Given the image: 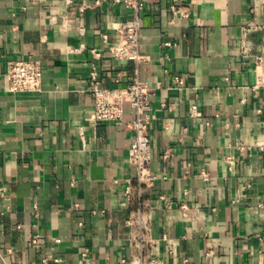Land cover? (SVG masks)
<instances>
[{"label": "crops", "instance_id": "0c3cea01", "mask_svg": "<svg viewBox=\"0 0 264 264\" xmlns=\"http://www.w3.org/2000/svg\"><path fill=\"white\" fill-rule=\"evenodd\" d=\"M193 1L190 17L175 22L170 0L147 4L136 63L110 57L104 41L132 17L119 0H0V264H83L84 253L94 264H134L140 252L127 222L161 196L155 247L143 256L264 264V91L254 89L264 0ZM11 60L43 65L41 92L9 90ZM93 65L104 87L125 86L136 70L157 87L152 193L139 189L129 163L133 109L123 121H92ZM128 180L134 198L123 206Z\"/></svg>", "mask_w": 264, "mask_h": 264}, {"label": "built area", "instance_id": "2783aa9c", "mask_svg": "<svg viewBox=\"0 0 264 264\" xmlns=\"http://www.w3.org/2000/svg\"><path fill=\"white\" fill-rule=\"evenodd\" d=\"M106 0H94V6L100 7ZM125 7L132 12V17L123 22L117 32L115 41L110 42L108 35H104V41L109 45V55L115 60L122 62L140 63L144 60L141 54V31L144 27V17L147 4L151 0H119ZM195 2L193 0H170V13L172 22L178 19L186 20L192 13ZM89 6L83 4L79 7L84 12ZM165 45L171 47L172 41L165 42ZM96 60L105 57L102 49H93ZM254 72L256 82L255 90L264 91V53L258 54L254 58ZM91 94L94 98V110L92 121L97 124H105L123 121L125 118V109L130 106L134 112V118L127 124V128L133 132L131 141V152L129 163L136 171L135 181L140 190L152 193L156 188L158 180L153 171V144L151 137V112L153 109V100L156 95L157 87L151 86L143 81L139 70H136L130 81L125 86L104 87L99 78V72L93 65L91 72ZM5 79L8 88L13 93H39L43 88V65L35 60H11L8 62L5 72ZM121 80H117L120 83ZM178 88L184 87V78L175 77ZM195 109V110H194ZM197 115L196 107H193V116ZM207 179L206 174H201ZM132 180H128V186L125 192V201L123 206H132L134 191ZM7 188L1 187L0 192L4 196ZM158 202L153 203L143 201L139 204L137 210L130 215L127 222L133 229V242L140 252L134 264H162L159 259L153 256L152 252L146 256L142 254L148 249L155 247L153 236V216ZM182 208H186L182 206ZM37 243V239L32 240ZM83 264H94L86 253L83 254ZM47 258L43 259L46 263ZM55 262L60 263L59 259ZM125 261H122L123 264Z\"/></svg>", "mask_w": 264, "mask_h": 264}]
</instances>
